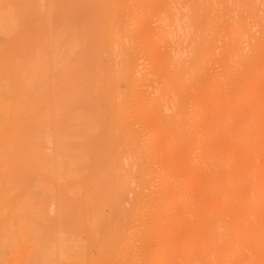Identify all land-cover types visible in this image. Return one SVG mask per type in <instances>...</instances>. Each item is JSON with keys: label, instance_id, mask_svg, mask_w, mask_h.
<instances>
[{"label": "rangeland", "instance_id": "obj_1", "mask_svg": "<svg viewBox=\"0 0 264 264\" xmlns=\"http://www.w3.org/2000/svg\"><path fill=\"white\" fill-rule=\"evenodd\" d=\"M74 1L76 0H41L37 4L34 0H28L29 5L27 6H39L41 7V9L39 8L37 10V13H40L46 10L47 12L45 13L46 15L44 14L40 15L42 18H38L39 15L37 16L35 14L38 19L29 20V17L28 19L23 17V16H26L24 15L25 14L24 13L22 17L23 19H25V22L27 21L29 22V24L27 23L29 26L28 25L27 27L24 26V29H22L19 24V27H20L19 29L22 30V33L19 34V36H17L18 33L21 32L18 30L17 31L18 33H15L17 34L16 35L17 38L14 39L13 38L14 35H13L8 40V43L12 47L8 46L9 44L7 43V39H8L7 35L4 41L5 35L0 34V44H1L0 54L2 58L1 60H3V62L5 63L8 62L11 65L13 64L16 65V66L14 65L16 68H18L16 72V77L18 79L16 80L20 82L19 86L20 85L23 86V87L20 86V89H21L20 93H23V91L26 90L25 92L26 94H28V96L25 97V99L27 100L26 101L27 103L25 104L23 103L25 99L22 96V94H20L21 96H19L20 99L23 98L24 101L22 103H23V106L25 107L22 106L23 107L21 108L22 112L20 111L22 114L17 117L20 120L16 119V122L21 123L23 125V129L25 126V129L27 130L29 126H31L33 129V126L36 124L35 123L36 120L38 124H39L38 120L39 121L41 120L40 124H41V127L43 128L41 129L40 127L35 126L36 128H40V129H38L39 130L38 133L34 131V133H37V135H39L40 138L42 137V139H40L36 134L34 135V133H30L27 131H25L24 133V135L27 133H30V135L33 134L32 136H30L33 138L37 136L38 141L41 140L42 145L41 144L40 145L42 147H40L39 145H37L38 147L36 148L29 146L28 145L30 142L28 141L29 138L27 139L23 138V140L20 139L21 142H19V145L21 146L28 145L30 147V149H27L28 152H25L26 154H22V155L26 157L27 153L30 154V152L32 151L31 155H33V153L35 152L34 158H36L37 162H35V159L31 158L30 155L29 157L31 158V160L34 159V162L37 164L32 163L33 161H31V164H27V162L26 163L24 162L23 164V161H25L26 158L20 156L22 158H25V160L21 161L22 163L21 162L19 163V165L22 164L23 167L18 165V169H17L18 171L20 170V172H19V175L16 174V177L19 180V185H17L18 192H16L17 189L15 190V192L17 193L16 202L18 203L26 202L27 194H28L27 192H31V190L34 189L36 184H41L45 187L46 198L54 197V200L48 202L47 204L48 219L45 220V226H41L40 224L39 228L41 232L45 234L46 239H48V241H45L46 246L52 247L55 250V253H56L55 263L65 264L66 257H68V255L70 254L77 253V250L80 249V246L82 244L85 245L87 242L92 243V246L90 247V254L92 256H96L98 254L97 248L99 244L97 240L90 239L87 231L85 230V227L88 224L85 212L88 211L87 206L89 202L92 201V199L95 200V196H96L95 203L94 201H92V203H94L92 205V203L90 202V205L94 207L95 209L96 206L98 207L96 201L97 199H99V197L103 198L105 195H107V197L108 195L113 196V193L111 192L112 190L113 191L115 190V192H119L117 194L122 193L124 199H121L118 202V205L116 207H114V205L106 203L104 206L102 205L103 207L100 206L99 212L101 216L107 218L111 214H116L118 210H121V212L124 211L125 213L129 211L130 212L134 211V215L132 213L133 218L131 216L130 217L131 220L127 218L126 221L122 223V227L120 229L121 234L119 235V243L121 244V246L122 245L124 246V249L126 252V256H125L126 264H155L156 257L153 256L154 252H152L151 250L150 251L146 250V248L148 249L149 247L148 245H150V247L151 245L156 246V242H158L156 238L157 236H153V239L151 238L152 236L151 232H154V235L155 234L157 235L156 233L157 230L155 229V227H153L154 226L153 220H154V217L156 216L154 214L160 211L158 210L160 209V206H161L159 202L161 201L160 203H162V200H163L161 199L158 202V204L160 205V206L157 205L159 207L158 208L156 206V202L158 201L157 197L159 199L160 197L157 196V194H158V191L160 190L159 187L161 186L163 187L164 185L163 183L165 181L166 182L169 181L173 183L175 182L179 187L181 186V190L179 192V190L174 189L173 191H178V193L176 192L177 195L175 193V194H169L168 196H170L171 198V195H172L173 198L174 197L176 198V196L180 195L178 197V199H180V197H182L181 196L182 194L180 193H183L184 195L183 202L181 201L182 199H180L182 203L181 202L178 203L179 205H183V206L181 207L177 204V206H179V209L177 206L174 208H176V211L182 210L181 211L182 213L180 212V215H181L180 217H181V221H183L182 219H184V221L183 223L181 222L182 229H180L183 232L178 231L179 234L177 233L176 235H174L175 238L173 237L174 240L172 239V244H174L175 247H178V246L182 247V246H186L185 244H187L188 245L187 250L185 249V252L183 251L181 252L186 253V254L182 253L184 257H186L185 255L188 254V251H189V254L192 255L193 253H195L193 252V248L197 247V246H193V242L201 241V240H203V242L208 241L207 239H209L213 233L212 229L214 228V224H212L211 219H212V216H215V214L213 213V210L209 209V207L216 208V206L218 205L217 190L219 187L216 185V182L219 181L222 177L221 175L223 174V172L220 170L222 169L223 171H225V167L226 165H228V164L222 165L224 164L222 163L220 165L221 169L216 171L215 167H213L212 165L214 162L213 158L211 157L212 154L208 152V149L211 147V149L214 151V154L219 152V154H215L218 157H216L214 154L213 156L219 159L221 158L220 160L223 159L221 156L223 157L226 155L228 156L230 153H234L233 150L236 151L234 153L235 157L238 156L237 158L234 157V159L236 160V161L234 160L235 164H238L236 168H238L239 166L241 167L242 165H244L245 167L250 166L249 164L246 165V163L251 164L259 158L255 154L249 155L247 153L243 155L241 154V152L239 153L238 149L235 150L233 148L235 146L233 145H231L232 148L231 147L228 148L227 147L228 145L226 146L227 148H225L222 142L223 140L221 141L219 138L212 139L211 141L208 140V135L211 132V130L209 129H212V125H209V123L212 124L218 121L219 114L221 113V110L223 108L220 107L219 109L216 106L214 107L213 104L211 103L210 98L207 97L206 92L204 91H206L207 89L209 91L211 90L209 89L210 87L212 88L213 85H215L216 87V85L218 84L217 86L221 89V92L223 94H226V96L228 94V97L231 96V98L233 99L239 98L242 95V93L245 92L243 86L236 85L238 83L237 79L239 76H241L242 74H247V76H249L250 74L248 73V71L246 72L242 70L241 63L243 62L241 58L242 57L246 58L251 53L252 46L254 45L256 46L262 37L261 35L262 30L260 28L264 22V0H248V1L246 0L245 1L243 0H197V4L199 3V5L195 4L196 2L195 3L191 2L193 0H163L164 3L161 0V2L159 3L160 4L163 3L165 4V6H162L163 4L162 5L158 4V7L160 5V7L162 6L163 8L162 9L159 7V9H162L161 11L153 10L154 8H151V9L149 8V12H147V18L149 20H147V18L145 19L146 11L142 13L143 12L142 8L141 9L138 8V10L135 11L132 9L133 6L136 7L134 3H131V6L133 4L132 7L128 5L130 6V8L126 4H124L126 5V9L124 10L125 16L123 19L124 23L121 26L116 25L115 28L112 29V31L114 30L116 32L117 42L115 45L110 46V50L107 53L103 52L101 48L102 45L100 46L99 44V40L102 39V35L108 32L105 28L101 27L102 22H99L101 18L99 17L98 19L97 18L98 16L94 17V15L92 14L90 16L89 12H87V10H89L90 8L87 9L86 7V12H85L84 5H82L84 6V10L83 8L81 9L80 5L79 6L74 5L75 11L73 10V12L74 14L77 13V16H78V13L80 12L79 16L77 17L78 19L81 18L80 20L78 19L75 20L74 17H76V15L70 18L71 16L70 12L72 11L71 4H73ZM96 1L98 4L102 3L99 0H96ZM96 1L94 0L95 4L97 5ZM128 1L132 2L131 0H128ZM128 1L126 3H128ZM143 1H146V3L148 4L147 2L148 0H143ZM150 1L152 2L154 0H150ZM88 2L90 6V4L92 3V0H88ZM77 3H81V2L77 1ZM93 3H92L91 8L95 6L93 5ZM19 4L20 2L16 0H4L3 2L0 3V6H17ZM87 4L88 3H86L85 5ZM112 4H114V2H112ZM154 4L156 3L154 2ZM154 4H151V6ZM67 6L71 7L70 8L71 11H69V9L67 10L68 8ZM144 6L145 5H142V4L139 5V7H144ZM192 6L196 7L197 11L195 8H194L195 10H192L193 9ZM76 7L77 8L79 7V9L82 10L83 14ZM66 10L67 12H69V15H70L69 18L67 17L68 15L66 16L67 14V12L65 13ZM76 10L77 11L79 10V12H77ZM62 11L65 17L68 18L67 21H66V18L63 16ZM192 11L196 12V14L199 15L198 18L202 21V28H201L202 31L200 33V36L204 40H201V41L204 42L206 39L207 40L209 39L211 41L212 39L214 43V45L210 46L209 49L207 48L208 51L205 50V54H203L205 57V60L204 58H202L203 59V60L201 59L202 62L200 60L199 61L197 60V58L200 57L198 54H200L201 57H202V54L198 53V51L195 50V48L199 46V42H201L200 39H198L200 37L198 38L194 36L191 37L193 28L191 26H188V24L191 25L190 20L192 19L189 20V18H191L193 14ZM58 12L59 13L61 12V15L65 18L64 20L59 19L60 21H58V19L56 20L54 19V17L56 18V16L59 15ZM84 12H85V16H83ZM71 14L73 13L71 12ZM144 14L145 16H143ZM61 15H59L60 17L59 16L58 17L61 18ZM92 16L94 18L91 20ZM88 17L91 20L90 22H87L88 20L85 21V19ZM142 17L143 19H141ZM23 19L21 20L23 21L22 23L20 21L22 27H23V23L25 25V22ZM140 19L143 22H140L141 21ZM144 19H145V22L146 20L148 21L146 22L147 24L144 22ZM176 20H179V22L178 21L176 22ZM176 25L177 27H175ZM179 25H180V28H179ZM88 29L89 30L91 29V30L88 31ZM104 29L106 30L105 33H103ZM144 30H147V31H144ZM149 31H153V32L149 33ZM100 33H101V36H98ZM106 35L104 38L107 39ZM238 35H240L242 39L241 51L238 50L239 53L235 52V54L237 53L238 55L237 54L235 55L234 52L231 51V53L234 54L232 55L230 54L229 47H228L230 45L228 43L232 42L235 36H238ZM11 38H13L14 40L12 41ZM97 38L98 40H96ZM150 38H153V39H150ZM191 38H195V40L192 39L193 40L192 41ZM154 40L155 42L158 40L160 41L154 43ZM1 42H3L4 45H2L3 43ZM225 43H227L228 45H226ZM95 44H97L98 46ZM143 48L146 51L144 50L141 51ZM133 49L134 50L138 49L142 53H139V55L136 56V60L134 62L135 66L133 64L131 66L132 68H128L129 66L124 64L125 59H126L125 58L126 55L124 54V52H127V51L132 52ZM151 49L154 51L156 50L157 51L152 52ZM145 52L147 53L150 52V53L147 54ZM157 52H160V53L156 54ZM8 55L11 57H8ZM197 55L199 57H197ZM226 55H228L227 56L228 58H226ZM152 56L153 57L158 56L157 58L160 57L161 59L163 56L165 60H167V63L164 59H162L164 61L161 63L162 60L160 58L155 59L156 57L153 58ZM195 56L197 57L196 61L199 62V64H197V68H199V66L202 65V67L199 68L198 70L196 69V66L194 67L193 65L192 67L193 70L196 69L198 73L195 74L196 70L195 72L191 70L190 73L192 72L191 74L192 76L195 75L194 76L195 78H192L191 75H190L191 77H189L190 73L183 72L181 75V77H183L182 80L180 81L176 80L177 82L173 80L174 82H171L172 79H169V77L171 78V74H170L171 71L170 72L168 71V69L170 70L171 68L170 66L172 64L175 65V62L176 63L182 62V63L187 64L189 61L191 62ZM255 58L259 62L260 68L262 69L261 72H263L262 74L264 75V58H261V59L258 57H255ZM158 60H159V64H158ZM153 62L154 63L156 62V63L154 64ZM163 63H166V64H163ZM200 63H203V64H200ZM162 64L164 66L167 65L166 66L167 68L169 67L167 69L168 72L167 71L165 72L166 67L164 66H163L164 69L162 70L163 72L158 70V68L161 66L157 67L156 65H162ZM202 68L204 69V71H201L203 70ZM128 69H132L131 71L133 73L130 70L128 71ZM112 70L114 71L113 74L110 73L112 72ZM171 70L173 69L171 68ZM107 71L109 72V74ZM200 71L201 73L204 72V74L203 73L200 74ZM168 73L170 74V76L167 75ZM124 74L127 75V78ZM129 74L131 75V77ZM111 75L112 76L114 75L113 76L115 77L114 80H117L118 79L117 77H120L121 75L122 76H121V79L119 78L120 81L117 80L118 83L115 81V85L117 89L115 88V85H111L112 89L110 91V86H109L110 79L109 78L111 77ZM165 75H167V77ZM197 76L200 78L197 79ZM123 77L126 78V81L125 79H123ZM130 78L131 79L134 78L133 79L134 82H132L133 81L132 80L131 81L132 83H130L129 82L131 80ZM122 79L123 81L127 82V84L121 81ZM167 79L169 82L167 81ZM193 79L194 80L197 79V80L194 81ZM187 80L188 81L191 80V82L190 81L189 82L192 84H195L197 86L199 85L198 87L195 86V88L197 87L198 89L197 88L196 89L198 91L202 89L201 90L202 92H200L201 94L197 93L198 91L196 92V89H195V92L197 94L191 93L190 91L193 90L192 87L194 88V86L191 87L192 84L190 83L188 85ZM200 81L203 82L204 84L207 83L208 81L209 82L205 84L206 85L205 86ZM170 82L174 84V85L172 84L173 88L171 87ZM178 82L180 85L183 83H186V85H183L185 86L186 89H189L188 88L189 86L191 87L190 91L189 90L187 91V97L190 94L193 96L195 95L196 97L195 98L191 96L190 98V100H192V102L190 101L191 103H194V102L198 103L200 101L198 103V105L200 106L199 107L196 106L197 104L193 105V107L195 106L194 107L195 109L192 110V107H191L192 104L189 102V100L187 101L185 100L187 102L185 105H188V103L191 105L190 107H187V110H189L188 111L189 115L186 112L187 110L183 111V113L185 112L188 115V117L190 116L189 120L185 118L186 115L185 117H183V119L184 118L187 119L186 123L183 124L184 125L183 129L185 128V126L192 124V123L188 124L191 118L192 120H194L193 117L194 118L197 117L196 119L200 121L196 120L195 122L197 121L200 122V126L197 127V125L199 124L198 122H197L198 124L196 125L193 123L194 125H191V126L195 127V131L194 133H191V131L189 130L190 135L191 137L193 134L194 136H198L197 133L200 132L201 133L200 136L205 138V140L209 141V142H206L204 139L199 138V137H197V139L194 137L193 140L194 139L196 140L192 141V139L189 136L190 139L189 138L188 139L192 141L190 143V142H186V140L188 139H185L184 136L182 135V137L185 140V142L183 141V144L187 145V143H189L188 146L191 147V149H189L191 152L188 151V147L187 148L185 147V149L187 150H184V147L183 148L181 147L180 149L184 150V151L181 150L184 156L183 155L179 156L178 157V159L180 158L179 160L176 159L175 155L177 154L174 153V152H177L175 148L178 149L180 147L179 145H176L177 146L176 147L175 144H179V143L178 142L176 143L175 140H173L171 136H168V135H171L172 132L166 130V128L161 129L162 127L160 128L161 131L160 129L158 130L159 132L157 131V129H153L155 128V123L153 122L156 121L157 117L153 116L154 112L151 110V108L148 107L151 111L150 112L148 111L146 113L147 114L146 118H144L145 114L144 116H140V115L137 116L139 107L141 109V106H139L140 104L139 100L141 101V97H143L142 98L143 100L149 99V97L151 98L153 97V99L159 97L161 100V98L164 96L163 98L166 100L165 101L162 100V103L164 101L165 107H166L165 103H167L168 105L167 107L170 108L172 105L171 103L172 102L175 103L178 100V96H179L177 92L178 86H176L178 85ZM225 82L227 83V85H225L226 84ZM134 83H136L135 84L136 86L134 85ZM165 84L166 86H168L166 87L167 89L164 86ZM219 84L221 86L224 85V87L225 86L226 87L222 89L223 86L221 87L219 86ZM202 85H204V88ZM132 86H134L135 88L134 87L132 88ZM175 86L177 87V90ZM124 87L128 91H126ZM127 87L129 89H127ZM199 87L201 88L199 89ZM205 88L206 90H204ZM107 89L110 91V93ZM130 89L132 92L130 91ZM161 89H163L164 91ZM27 90L32 92V94L30 95L29 91ZM124 90L126 91V93H124ZM160 90L162 92H160ZM222 90H225V91H222ZM174 91L176 92L178 96H176V94H173ZM25 92L23 94H25ZM134 92H136L135 93L136 95L134 94ZM165 92L166 93L169 92L168 94L169 96L167 95V97H165L166 95ZM160 93H161V97H160ZM170 93H171V96H173L174 98L170 96ZM198 94L200 96H197ZM204 94L205 96H203ZM29 96L31 97L28 98ZM133 96H136L137 98ZM175 96L177 97V99L175 98ZM108 97L112 98L113 101L111 103L109 101L110 98ZM251 98L254 101L253 102L254 104L251 106H255L256 111H257V117L254 118L252 122H250V120L247 121L248 118L245 117L247 116V113H245V115L241 114L251 107L249 104H247V102L244 105H240V106H243L244 109L238 108V106L235 107L233 109L234 113L232 114L231 117L228 118V120L230 122L235 121L234 122L235 125H238V124L246 125L245 127H243V130L245 131H248V132L254 131L257 133L259 132L258 133L259 136L255 133V136H258V137L254 139H257L256 141H258L259 139L260 142H263L264 141L263 140L264 139V80L263 82H261V84H259L258 86H255V90L252 91ZM133 99L134 100L136 99L135 101L136 103H138L137 105L135 104V101ZM28 100H31V101L29 102ZM144 101H141V102H144ZM115 102H118V103H115ZM120 102H122L123 105L120 104L119 107L122 108L121 107L122 105L125 108V110L123 108L124 110L123 112H119L120 114H122V116L118 114V111L116 109L117 105H119ZM175 104L178 105V102ZM112 105H113V108H112ZM125 105L127 107H125ZM177 105L174 107H171L173 110L171 108L170 109L166 108V110L162 112L163 114L159 112V115L160 114L162 115L161 118H164L162 119L164 120L163 122L166 121L165 118L170 117V116L172 117L173 116L172 114H175L174 111ZM30 106H32L31 108H33L31 112L30 110L28 111V107ZM34 106L36 107L35 109H34ZM45 106L48 108H46ZM108 106L110 108H108ZM184 108L186 107L184 106L183 109ZM229 108L230 106L227 105V109ZM40 109L44 111V112L41 111L42 114L44 115H42L39 112ZM25 111H28L27 115ZM36 111L39 112L36 115V117L40 115L41 118L37 117L34 121L32 117L33 119V122L31 121L32 124L27 123L30 121L28 119L31 118L30 117L31 114L35 113ZM118 115H120L121 116L120 118L122 119H120ZM49 116L51 119L49 118ZM132 116H134L135 119L137 120L133 119ZM151 118L152 119L154 118V120L153 121L149 120ZM24 119L25 121L28 120L26 124H24V121H23ZM119 119L122 121L124 120V121L121 123ZM159 120L161 119L159 118ZM128 121L129 123H125ZM150 123L151 124L153 123V124L151 125ZM22 125L19 124V126H22ZM122 125H123V130L120 128L122 127ZM125 125H128V126H125ZM37 126H40V125H37ZM127 127H129V130H131L130 132L129 130H127L128 129ZM115 128L116 129L119 128V129L115 130ZM189 129L192 130L191 127ZM41 130H42V134H41ZM260 130L262 132L261 134H260ZM28 131H30V128L28 129ZM127 131L128 133L132 132V134H130L131 136L130 135L127 136L128 134L126 135L125 132ZM150 131H152L153 133L155 132V133L153 134ZM189 131H187V133ZM166 132L167 133L170 132L171 134L170 133L167 134ZM125 137H127L128 139L127 141L129 143L126 142ZM183 138H181V141ZM200 139L202 141H200ZM124 140L126 144H122L124 143L123 142ZM132 142L134 143L133 145H132ZM25 143H28V144H25ZM35 145L36 144H34V146ZM180 145H182L181 142H180ZM168 146L170 147L169 149H168ZM31 148L33 149L35 148L36 151L39 150L40 153L39 151L36 153V151L32 150ZM25 149L23 148L21 150H25ZM29 150L31 151L29 152ZM205 151L209 153V157H211L212 159L209 158L208 160L207 159L208 156H206L205 158V154H206ZM23 152L24 151L20 152V155ZM36 154H39L40 157L37 158L38 156ZM185 154H187L186 156L188 159H190V161L187 160V158L185 157ZM254 156L258 158L255 160L253 158ZM170 158H173V160ZM203 158L206 159V162ZM210 159L212 162L210 161ZM38 160L40 163L38 162ZM48 160H51V163H48ZM194 160L195 162L197 161V164L199 166L198 165L195 166L196 163L194 162ZM248 160H252V161H248ZM187 161H189L190 163ZM208 161L212 163V164L209 163L210 165H212L211 167L212 170L210 169V165L207 164ZM167 162L168 164H166ZM186 162L190 165H188ZM28 163H30V161H28ZM42 163H45L46 166H44L43 164V167H46V168H41L40 164ZM73 164H79L81 165V167L79 166L74 171V168L72 169ZM50 165L53 166V171L47 170L48 166ZM208 168L211 171H213L212 173L214 174L212 175L213 182L216 185L215 186L213 185L214 183H212L214 187L212 188L211 191L209 190V188H211L212 186L208 188L206 187V185L207 186L209 185L205 184V182L208 181L207 180L208 177H205L207 175V171L209 170ZM226 170H227V167H226ZM218 177H220L219 180H218ZM263 177H264V174L261 175V178ZM210 179L212 180V177H210ZM208 182H210V180ZM117 183H119L123 187V188L121 187L123 191L125 189L124 191L125 193H123V191L120 190L121 188L119 189L120 186ZM173 183H171V185ZM113 184L115 185V187ZM175 187L177 186H173V188ZM205 187L208 188L209 191H207ZM160 192L161 191H159V193ZM28 195L30 196V193ZM158 195H161V194H158ZM137 196L139 197L137 198ZM154 198L156 201L154 200ZM185 198L187 199L186 201L184 200ZM153 200L155 201V205H153L154 204ZM135 201L137 203H134ZM120 202H122V204ZM132 203L136 204V206L138 205V207L134 208L135 205H132ZM186 203H188V206H189L188 210L190 211L187 210L188 206L186 207L187 205ZM152 205L155 208L154 210H152L153 209ZM113 208H115L116 210H114ZM130 208H133V210H131ZM174 208L173 207L167 208L168 212L172 213ZM8 209L9 208H7V211ZM33 210L35 211V209ZM169 210H172V211L170 212ZM111 211H114V212L112 213ZM153 211L154 212L156 211V212L153 213ZM191 216L192 218H190ZM6 217H8L7 214H6ZM1 219H4V218H1ZM194 219L196 220L193 221ZM195 222L196 223L199 222V224L201 225L202 232H203L202 234L201 231H199L200 236L198 239L194 238L196 234H192L190 231V230H193L194 228L193 226L195 225ZM194 229L198 231L196 227ZM2 232L6 234L5 229H3ZM194 243L195 244L197 243L196 245H198L199 243L202 244L201 242L199 243L194 242ZM189 244L193 246L191 248L192 251L189 250L190 249L189 247L191 246V245L189 246ZM154 246L151 247L152 250ZM200 246L199 248H201ZM201 251H199V254L202 253ZM222 251L223 249L220 247V245L216 244L215 246H213V249L206 248L205 250H203V252L206 253L207 255L203 257L202 261H198L199 259L197 260L196 259L197 257L194 259H196L198 262L194 259L190 260L191 257L188 259L187 258L185 259L188 261H193L192 264L195 261L196 263L194 264H225L224 260L221 258ZM193 255L192 257H194ZM198 256H201V255H198ZM240 257H244V256L241 255ZM185 259L180 260V264H183L182 262H184ZM119 264H121V262Z\"/></svg>", "mask_w": 264, "mask_h": 264}, {"label": "bare ground", "instance_id": "obj_2", "mask_svg": "<svg viewBox=\"0 0 264 264\" xmlns=\"http://www.w3.org/2000/svg\"><path fill=\"white\" fill-rule=\"evenodd\" d=\"M3 1L4 0H0V3L3 2ZM16 1H19L20 2V4L17 5V6H0V34L5 35V37L3 36L4 37V41H5L6 35H7V38H8L7 39V43H8V40H9L10 37H12L14 35L13 38L16 39L17 36H19V34L22 33V30L19 29L20 27L22 29H24V26L27 27V25L29 24L28 21L25 22V19H23V17H25L26 19H28V17H29V20H35V19H38V18H42L40 15H43V14L46 15L45 13H47L46 10H44L45 12L43 10H41L43 12L37 13V10L39 8L41 9V7H39V6H27V5H29L28 4V0H16ZM34 1L38 4L41 0H34ZM77 1L78 2H81L82 4L81 3H77ZM85 1H87V2H85ZM99 1L102 2L103 4L102 3L101 4L100 3L98 4L97 1H96V3H97V5H96L95 2H94V0H92V3L94 2L93 5H95V6H93V8H91L92 3L89 6V2H91V1L88 2V0H83V1L82 0H80V1L79 0H76V1L73 2V4H71L72 6L70 5L72 8L69 7V6H67L68 7L67 10L69 9V11H71L70 10V8H71L72 9L71 12L73 14H71V12H70V15H71L70 16L69 15V12H67V10L65 11V13L67 12L66 16L68 15L67 16L68 18H69V16H70V18H72V16L76 15V17H74L75 20H76V19H78L77 17L80 14L79 10L82 13V10L81 9L83 8V10H84V6H85V10H84L85 12H86V7H87V9L90 8L89 10H87V12H89V15L90 16L92 14V15H94V17H97L98 16L97 17L98 19L100 17L101 20L99 22H102L101 23V27L102 28H105L108 31L106 33L107 35L106 34H103L104 36L102 35V39L99 40V44H100V46L102 45L101 48H102L103 52H105V53L109 52L110 46L115 45L116 42H117L116 32L114 30L112 31V29H114L116 25H120L121 26L124 23L123 19H124V16H125L124 10L126 9V5L127 6L128 5L131 6V3H134L136 7H134L133 4H132L133 7L132 6L131 7L135 11L138 10V8L139 9L142 8L143 9V12L142 13H144L146 11L145 12L146 13V16H145V14L143 15V16H145V19L147 18V12H149V8L150 9L151 8H154L153 10H157V11L160 10L161 11L163 9L162 6H165V4H163L164 3L163 0H162V2H163L162 4L163 5L159 3V2H161V0H158V1L157 0H154L152 2L150 0H148L147 2H148V4L150 6L146 3V1H143V0H131L132 2H130V1L127 0L128 3H126L127 2L126 0L125 1L124 0H99ZM243 1H245V0H243ZM246 1H248V0H246ZM75 2H76V4H75ZM112 2H114V4H112ZM154 2L156 4H154ZM191 2H193V3L196 2L195 4H197V0H193ZM86 3H88V4L85 5ZM124 4H126V5H124ZM141 4L142 5H145V6L144 7H139V5H141ZM151 4H154L155 6L152 5L153 6L152 7ZM158 4L162 5L161 7L159 5V7L162 8V9H159ZM74 5L75 6L76 5L77 6L80 5V7H81V9H79V7L78 8L76 7L77 9H79L78 11L76 10L77 12H79L78 13V16H77V13L74 14V12H73V10L75 11ZM82 5H84V6H82ZM197 5H199V3ZM130 6H128V7L130 8ZM156 8H158V9H156ZM192 8H193L192 10H195L196 9V7H193V6H192ZM165 9H166V7H165ZM64 10H65V8H64ZM63 11H62V14H63ZM196 11H197V9H196ZM85 12H84V15L83 16H85ZM192 12H193V14L194 13L195 14L194 15L192 14L191 18H189V20L190 19H192V20H190L191 21V25L188 24V26H191L193 28L192 29V34H191L192 36L191 35L190 36L191 37L194 36V37H197V38L200 37V38H198V39H200V41L201 40H204L200 36V33L202 31L201 30V28H202V21L198 18L199 15H197L196 12H194V11H192ZM23 14L26 15V16H23L22 17ZM35 14L37 16L39 15L38 18H37V16ZM59 15H61V12L59 13ZM30 16H31V18H30ZM58 16H56V18L54 17V19L55 20L58 19V21H60L59 19H63L64 20L66 18L64 14H63V16L65 18L62 15H61V18H59L60 16L59 17ZM94 17L92 16L91 20ZM139 17H140V15H139ZM21 18L25 22V25L23 23V27L21 25V23L23 22V21H21L22 20ZM68 18H66V21L68 20ZM88 18H86L85 21L88 20L87 22H90L91 20H90V18L89 19ZM80 19H78V20H80ZM141 19H143V17ZM145 19H144V22H145ZM177 19H179V18H177ZM71 20H73V19H71ZM147 20H149V19L147 18ZM147 20H146V22H148ZM20 21H21V23H20ZM177 21L179 22V20H176V22ZM140 22H143V21L141 20ZM19 24H20V27H19ZM175 27H177V25ZM179 28H180V25H179ZM105 29L103 30V33L106 32ZM260 29L262 30L261 31L262 37H261L260 41L257 43L256 46L255 45L252 46L251 53L246 58H244V57L241 58V60L243 62V63H241L242 64V70L243 71H246V72L248 71V73H250V74H249V76H247V74H242L241 76H239L238 79H237V82L238 83L236 85L243 86L245 92H243L242 95L239 98L233 99V98H231V96L228 97V94H227V96H226V94H223L221 92V89L217 86L218 84L216 85V87H215V85H213L212 88L210 87L209 89H211V90H209V91H208V89L206 90V88L204 89L206 91L203 90L204 92H206L207 97L210 98L211 103L213 104L214 107L216 106L219 109H220V107L223 108L221 110V113L219 114L218 121L215 122V123H212V124L209 123V125H212V129H209V130H211V132L208 130L210 132V134L208 135V140L211 141L212 139L219 138L221 141L223 140L222 142H223L225 148H227V147L229 148V147H231V145H233V146H235L233 148L235 150L238 149L239 153L241 152V154H243V155L244 154H247V153L249 155L255 154L259 158L256 157V156H254L253 158L255 160L257 158L258 159L255 162L251 163V164L250 163H246V165L249 164L250 166L245 167L244 165H242L243 167L242 166L241 167L239 166L240 168L239 167L236 168L238 166V164H235V161L236 160L234 159V157H235L234 153L236 151L233 150L234 153H230L228 156L227 155L224 156V157L221 156L223 159L220 160L221 158L220 159L219 158H216L218 156L215 155V154H219V152H217V153L214 154V151L210 147L208 149V152L210 154H212V156L211 155L210 156L213 158V161L215 162V163L213 162V164L211 163L212 162L211 161L212 158L209 157V153H207L205 151V153L207 154L206 155L204 153L205 154V158H206V156H208V158H207L208 160H209V158H211L210 159L211 162L208 161L207 164H209V163L212 164L213 167H215V170L216 171L221 169L220 168V165L222 163H224L222 165H226V164H228V165H226L227 170H226V167L225 166H224L225 167V171H223L222 169L220 170V171L223 172V174L221 172L222 175L221 174L220 175L222 177H221V179H220V177H218V180L219 179L220 180L216 182V185L219 187L218 190H217V201H218V205L216 206V208H214V207H211L210 208L209 207V209L210 210H213V213L215 214V216H212V219H211L212 224H214V228L212 229V232L213 233L210 236V238L207 239L208 241H204L206 244L203 242V240H201V241H194V242H198V243L201 242L202 244L199 243L201 246L199 244L196 245L197 243L195 244L193 242V246H197L198 247V248L197 247L196 248H193V252H195V253H193L194 255L192 253L191 254L194 257H192V255L189 254V251H188V254L185 255L186 257H184L183 254H186V253H183V252H185V249L187 250V246H188L187 244H185L186 246H182V247L181 246H178L179 248L178 247H175V245L172 244V239L174 240V238H175L174 235H176L177 233L179 234L178 231L183 232L182 230H180V229H182L181 228L182 227L181 222L183 223V221H184V219H182L183 221H181V217H180L181 216L180 215V212L182 210H180V211L177 210L176 211V208H174V207H176L177 204L180 203L181 201L183 202V196L184 195H183V193H180V194H182L181 195L182 197H180V199H182L181 201H180V199H178V197L180 195L179 196H176L177 199L175 197L173 198L172 195H171V198H170V196H168V195L169 194H175L176 192L178 193V191H173L174 189L175 190H179V192H180L181 186L179 187L175 182L173 183V182H169V181H167V182L165 181L163 183L164 184L163 187L160 185L161 186V187H159L160 190L159 189L158 190L161 191V192L159 193V191H158V194H161V195H158L157 194V196H159L160 199L157 197V200L158 201L156 202V206L157 205L160 206L159 204H161V206H160V209H158L160 211H158V212H156L157 210L155 211L156 214H154V215H156V216L154 217V220H153L154 221V223H153L154 226L153 227H155V229L157 230V232H156L157 235L156 234L154 235V232H151V235H152L151 238L153 239V236H157L156 238H157L158 242H156V246L153 245L154 246L153 250L151 248V247H153L152 245H151V247H150V245H148L150 248L149 247H148V249L146 248V250H149V251L151 250L152 252H154L153 253V256L156 257L155 264H180V260L185 259V258L188 259L190 257H191L190 260H193L194 258L197 257L196 259L197 260L199 259L198 261H202L203 260V257H205V255H207L206 253H204L205 251L203 252V250H205L206 248H209V249L212 248L213 249V246H215L216 244H219L220 247L223 249L222 254H221V258L224 260L225 264H264V177L261 178V175L264 174V145H262V144H264L263 143L264 141L263 142H260V140L258 139V141L260 142L259 143L258 141H256L257 139H254V138H256V137L259 136V134H258L259 132L257 133V132H254V131H252V132L245 131V130H243V127H245L246 125H244V124H240L239 125L238 122H237L238 125H235L234 124L235 121L234 122H230L228 120V118L231 117L232 114L234 113L233 109L235 107L238 106V108L244 109V107L243 106H240V105H244L246 102L250 106L254 104L253 103L254 101L251 98L252 97V91L255 90V86H258L264 80V75L262 74L263 72H261L262 69L260 68L259 62L255 58V57H258L260 59L261 58H264V22L261 25V28ZM18 30L21 31V32L18 33L17 32ZM90 30L88 29V31H90ZM144 31H147V30H144ZM186 31H187V29H186ZM150 32H153V31H149V33ZM15 33H18V35L15 34ZM101 33L98 36H101ZM105 35H106L107 39L104 38ZM13 38H11L12 41L14 40ZM150 39H153V38H150ZM192 39L195 40V38H191V40ZM96 40H98V38ZM159 41L160 40H158L156 42H159ZM208 41H210V40L209 39L208 40L206 39L204 42L203 41H201V42L198 41L199 42V46L198 47L196 46L197 48L194 47L195 50L198 51V53H201L202 54V57H201L200 54H198L201 58L197 55V57H199V58H197L195 56L194 59H193L194 61L193 60L191 62L189 61L187 64L182 63V62H177V63L175 62V65L172 64L170 66L173 70H171V68L169 70L168 69L169 67L168 68L166 67L167 65H165V66L163 65V64H166L167 63V60H165V58L162 56V59H164L166 61V63H163L162 65H156L157 67L158 66H161V67L158 68V70L161 71V72H163L162 70L164 69V67H166L165 72L167 71V69H168L169 72L171 71V73H170L171 74V78L169 77V79H172L171 82H174V81L177 82L176 80H178V81L182 80L183 77H181V75H182L183 72L190 73L191 70L193 72H195L196 69L198 70L199 68L202 67V65L201 66L198 65L199 68H197V64H199L198 61L199 60L201 61L202 58H204V60H205V57L203 55V54H205V50L208 51L207 48L209 49L210 46H213L214 45L212 39H211L210 42H208ZM227 41H229V40H227ZM3 42H1V43H3ZM156 42L154 40V43H156ZM241 42H242L241 36L238 35V36H235V38H234V40H232V42H230L231 44L228 43L230 45V46H228L229 47L230 54H232L231 51L234 52V54H235V52H238L239 53L238 50L241 51V47H242ZM225 44L228 45L227 43H225ZM2 45H4V43ZM95 45H97V44H95ZM157 45H159V44H157ZM8 46L10 47L11 45L9 44ZM97 46H96V48H97ZM13 49H14V47H13ZM133 50H132V52L131 51L130 52L129 51L124 52V54L126 55V57H125L126 59H125V63L124 64L125 65H128L129 66V67L127 66L128 68H132L131 66L133 64L135 66V63L134 62L136 60V56L139 55V53H142L138 49H136L134 51ZM143 50H144V48L141 51H143ZM144 51H146V50H144ZM153 51L154 50H152V52ZM156 51H154V52H156ZM203 51H204V53H203ZM145 53H147V52H145ZM149 53L150 52H148L147 54H149ZM159 53L160 52H157L156 54H159ZM206 54H207V52H206ZM234 54H232V55H234ZM12 56H14V55H12ZM227 56L228 55H226V58H228ZM8 57H11V56L8 55ZM154 57H156L155 59H159L160 58V57L157 58L158 56H154ZM12 58H14V57H12ZM196 58H197L198 61H196ZM1 59L2 58H1V54H0V264H56L55 263L56 262V253H55V250L52 247H49V246L47 247L46 246L45 241H48V239H46L45 234H43L41 232L40 228H39L40 224H41V226H45V220L48 219V212H47V208L48 207H47V204H48V202L53 201L54 200V197H51V198H48L47 197L46 198V189H45V187L43 185H41V184H36V186L34 187L33 190H31V192H27L28 194L30 193V196L27 194V201L26 202H24V203H18V202H16V200H17L16 199L17 198V193L16 192H18L17 185H19V180L16 177V174L19 175V172H20V170L19 171L17 170L19 163L21 161L25 160V158H26V160L23 161V164H24V162L25 163L27 162V164H31V161H33L32 163L37 162L36 158H34V153L35 152L33 153V155H31L32 154L31 153L32 151L29 150V152L30 151L31 152H30V154L27 153L26 157L23 156L22 154H26L25 152H28L27 149H30L29 146H32V147H35L36 148V147H38L37 145H39L40 147H42L41 146L42 145L41 140L38 141V138H37V136L39 137V135H37V133L39 132L38 129H40V128L43 129L41 127V124H40V121L41 120L40 121L38 120V122H39V124H38L37 123V120L35 121V119L37 117H40L41 118L40 115L37 116V117H36V115L39 112L42 114L41 111H43V110L40 109L39 112L36 111L35 113H32L31 116H30L31 118L28 119V120H30L29 122H27L28 120L27 121H25V119L23 120L24 121V124H26V122L29 123V124H32L33 119H34L35 123L37 125H40V126H37L34 123L35 125L33 126V129H32L31 126L28 127V129L30 128V131H28V129L26 130L25 129V126H24V129H23V125L21 123L16 122V119L20 120L17 117L22 114L21 113L22 112L21 111V108L25 107V106H23V103L24 104L27 103L26 102L27 100L25 99V97H27L28 94H26V92H25L26 90H24V91L22 90L23 93L25 92V94L20 93V90H21L20 89V86H22V85L19 86L20 82L18 80H16V79H18L16 77V72L18 70V68L15 67L16 65L15 64L11 65L8 62L5 63ZM167 59H169V58H167ZM164 60H162L161 63ZM109 63H110V61H109ZM158 64H159V60H158ZM200 64H203V63H200ZM193 65H194V67L196 66V69H194V70L192 68ZM134 66H133V68H134ZM104 69H106V68H104ZM254 69H256V70H254ZM129 70L131 71L132 69H128V71ZM197 70H196V73L195 74L198 73ZM201 71H204V69L201 70ZM201 71H200V74H202V73L204 74V72L201 73ZM113 72L114 71L112 70V72H110V73L113 74ZM125 73H126V71H125ZM132 73H130V74H132ZM191 73L189 74V77L192 76ZM108 74H109V72H108ZM170 74L168 73L167 75L170 76ZM200 74H199V76H200ZM167 75H165V76L167 77ZM113 76L111 75V77L109 78L110 79L109 80L110 91L112 89L111 85H115V81L117 82V80H119V78L121 79V76L122 75L120 77H117L118 78L117 80H114L115 77H113ZM125 76L127 78V75H125ZM161 76H162V74H161ZM194 76H192V78H195ZM130 77H131V75H130ZM126 78L123 77V79H125V81H126ZM198 78H200V77L197 76V79ZM123 79L121 81H123ZM133 79L134 78H132L129 82L130 83L134 82ZM197 79H195V80L193 79V80L196 81ZM125 81H123V82H125ZM167 81H168V79H167ZM189 81L191 82V80H189ZM189 81L187 83L188 85L190 83ZM201 83H203V82H201ZM207 83H205V84H207ZM225 83H223V84H225ZM125 84H127V82H125ZM135 84L136 83H134V85ZM172 84L173 83L170 84L171 87H172ZM190 84H192V83H190ZM131 85H133V84H131ZM179 85L180 84L178 82V85H176V86H178V90H177V87L175 86L179 96L176 94L175 91L173 92V94H176V96H178V100H177L178 105L175 104L177 102L174 103V102L171 101L172 102L171 103L172 104L171 107H174V106L177 105V107L175 108V111H174L175 114H172L173 115L172 117L170 116V117L165 118V120H166L165 122H163L164 120H162L164 118H161L162 115L161 114L159 115V112L162 113V112H164V110H166V108H169V107H167L168 106L167 103H165L166 104V107L164 105V101L166 100V99L163 98L164 96L162 97L163 99L161 98V100H160L159 97L158 98H154V99H153V97L152 98L149 97V99H146V100L144 99L145 101L142 99L143 97H141V101H144V102H141L138 99L139 102H140L139 106H141V109L139 107V111L138 112L135 111V112L138 113L137 116H139V115L140 116H144V114H145V117L144 118H146V116H147L146 113L148 111L150 112L152 110L154 112V115L153 116H156L157 117V118L154 117V118H156V121L153 122V123H155V128H153V129H157V131H158L162 127L161 129L166 128V130L172 132V134L169 132L171 135H168V136H171L173 138V140H175L176 143L177 142L179 143V144H175V146L176 145H179L180 146V147L178 146L179 147L178 148L179 150L177 148H175L176 151L178 152V153L177 152H174V153L177 154V155H175L176 156V159H178L179 156H182V155L184 156V154L182 153V151L187 150V149H185V147L186 148L188 147V151H190L189 149H191V147L188 146L189 143H187V145L186 144H183V141L185 142L184 138L185 139H188L189 136H190V138L192 139V141L196 140L197 137L202 138V139L205 140V138H203V137L200 136V134H201L200 132L197 133L198 136H194V134H193L192 137H191V135H190V131H191V133H194V131H195V127L194 126H191V125H194V124L196 125V124L199 123L197 125V127L200 126V122H198L200 120L196 119L197 117L196 118L193 117L194 120H192V118H191L190 119V122L189 123L187 122L188 124H190V123H192V124L191 125H188V126H185L186 129L185 128L184 129L186 131L183 129V126H184L183 124H185L186 121H187V119L189 120V118H190V116L188 117V115H189L188 111L189 110H187V107H190V105L192 104L191 107H192V110H194L195 109L194 108L195 106L193 107V105H196L197 104L196 106H198V107L200 106V105H198V103L200 101L198 103H195L194 102L195 104L194 103H191L192 100H190V98H191V96L192 97H195V95L193 96V95L190 94L187 97V91L188 90L190 91V88L192 86H194V88L192 87L193 90H191L190 92L191 93H194V94H197V93L201 94L200 92H202L201 91L202 89L200 91H198L197 90L198 89L197 87L199 85L197 86L195 84H192L191 87L189 86L188 87L189 89H186L185 86H183V85H186V83L181 84L182 86L181 85L179 86ZM204 85H202L203 88H204ZM225 85H227V83ZM164 86H165V88L168 87V86H166V84ZM195 86H197L196 87L197 89L195 88ZM219 86H221V85L219 84ZM222 86H221L222 89L226 87V86L224 87V85H222ZM128 87H127V89H129ZM133 87L134 86H132V88ZM201 87H199V89ZM115 88L117 89L116 85H115ZM195 89H196V92L198 91L197 93L195 92ZM125 90H126V88H125ZM125 90H124V93H126V91H128V90H126V91ZM161 90H163V89H161ZM161 90H160V92H162ZM27 91H29V90H27ZM110 91H109V93H110ZM130 91H131V89H130ZM222 91H225V90H222ZM135 93L136 92H134V94ZM20 94H22V96L24 97L25 101L23 100V98L20 99V97H19V96H21ZM29 94L31 95L32 92L29 91ZM168 94H169V92L166 93L165 97H167ZM199 94L197 96H200ZM24 95H26V96H24ZM137 96H138V94H137ZM170 96H171V93H170ZM176 96H175V98L177 99ZM203 96H205V94ZM30 97L31 96H29L28 98H30ZM133 97H136V96H133ZM160 97H161V93H160ZM171 97H173V96H171ZM105 98H107V97H105ZM108 98H110V100L109 99L108 100L111 103L113 101L112 98L111 97H108ZM198 98H200V97H198ZM138 100H137V102H138ZM162 100H164L163 103H162ZM185 100L186 101L189 100V102L191 101L190 102L191 104L188 103L189 106L188 105H185L187 103ZM28 101L30 102L31 100H28ZM184 101H185V103H184ZM122 102H123V100H122ZM122 102H120L119 105H117V108L116 109L118 111V114H120L119 112H123L125 110L124 106H122L123 105ZM126 102H128V101H126ZM115 103H118V102H115ZM120 104H122L121 105L122 108L119 107ZM135 104L137 105L138 103H136V101H135ZM126 105H127V103H126ZM126 105H125V107H127ZM227 105L230 106L229 109H227ZM26 106H27V104H26ZM109 106H108V108H110ZM184 106L186 108L183 109ZM31 107L32 106L28 107V111L30 110V112L33 110V108H31ZM114 107H115V105H114ZM148 107H150L151 110ZM29 108H31V109H29ZM35 108L36 107L34 106V109ZM46 108H48V107H46ZM112 108H113V105H112ZM123 108H124V110H123ZM135 108H136V106H135ZM48 110H50V109H48ZM130 110H131V108H130ZM161 110H163V111H161ZM28 111H25L26 112V115H27ZM109 111H110V109H109ZM183 111H186L188 113V115L185 112L183 113ZM245 113H247V116H245V117L248 118L247 121L250 120V122H252L254 120V118L257 117V111H256V107L255 106H251L249 109H247L246 111H244L241 114L242 115L243 114L245 115ZM42 115H44V114H42ZM120 115L122 116V114H120ZM120 115H118L119 118L121 117ZM150 115H151V113H150ZM185 115H186V117H185ZM27 117H29V116H27ZM32 117H33V119H32ZM163 117H164V115H163ZM183 117H185L187 119H185V118L183 119ZM49 118H50V116H49ZM124 118H126V117H124ZM132 118L135 119L134 116H132ZM147 118H149V117H147ZM154 118L153 119L151 118L149 120L153 121ZM159 118L162 120V122L164 124L161 122V120H159ZM120 119H122V118H120ZM120 119H119V121H121V123H122L124 120L122 121ZM135 120H137V119H135ZM191 120L194 121V122H192ZM196 120H198L197 121L198 123L195 122ZM117 122H118V120H117ZM125 123H129V121L128 122H125ZM15 124H16V126H15ZM19 124L22 125V126H19ZM118 124H119V122H118ZM145 125H146V123H145ZM35 126L36 127H40V128H36ZM125 126H128V125H125ZM19 127H20V129H19ZM34 127H35V129H34ZM142 127H144V126H142ZM187 127H189V128L191 127L192 130L189 129V128H187ZM120 128L123 130V125ZM127 128H128L127 130H129V127H127ZM118 129L115 128V130H118ZM161 129H160V131H161ZM23 130H24V132H23ZM25 131L30 132V133H34V131H35L37 133H34V135L36 134L37 136H35L34 138L33 137H30V136L33 135V134L30 135V133H27V134L24 135ZM130 131L131 130H129V132ZM187 131H189V132L187 133ZM17 132L20 133V134H18ZM150 132H152V131H150ZM125 133H126V135L128 134L127 136H129L130 134H132V132L131 133H128V131L125 132ZM169 133H167V134H169ZM183 133H185V134H183ZM255 133L258 136H255ZM261 133L262 132L260 130V134ZM41 134H42V130H41ZM121 134H123V133H121ZM186 134L188 135V137H187ZM182 135L184 136V138L182 137ZM194 137L196 139L193 140ZM23 138L24 139L29 138L28 141H30V142L33 141L34 139L35 140L33 142H31V144H30V142H29V144L28 143H25V144H28L29 146L28 145H25V144H24L25 146H21V145H19V142H21L20 139L23 140ZM30 138H32L33 140L30 139ZM43 138H44V136H43ZM181 138H183L182 141H181ZM40 139H42V137ZM125 139H126V142H128L127 141L128 140L127 137H125ZM166 140H168V139H166ZM188 140H186V142H190V143L192 142L191 140H189V141ZM208 140H205V141L206 142H209ZM200 141H202V140L200 139ZM123 142L124 143H122V144H126L125 140ZM180 142L182 143L183 146L180 145ZM257 142L259 143V145L260 144L261 145L259 146ZM256 143H257V145H256ZM34 144H36V145L34 146ZM133 144L134 143L132 142V145ZM169 146H168V149L171 147V146L170 147ZM22 147L24 149L25 148L26 149L25 150H21V149H23ZM181 147L182 148L184 147V150L183 149H180ZM35 148L34 149L31 148V149L36 151ZM206 150H207V148H206ZM22 151H24V152L21 153V155H20V152H22ZM38 151H36V153ZM39 153H40V151H39ZM213 154L216 157L213 156ZM29 155L31 156V158H34L35 159V162H34V159L31 160V158L29 157ZM36 155L38 156V157L36 156L37 158L40 157L39 154H36ZM186 155L187 154H185V157L187 158ZM243 155H242V157H243ZM20 156L25 157V158H22ZM237 157H235V158H237ZM19 158H20V160H19ZM41 158H42V156H41ZM173 158H174V156H173ZM173 158H170V159L173 160ZM187 160L190 161V159H188V158H187ZM204 160L206 162V159H204ZM28 161H30V163H28ZM184 161H185V159H184ZM189 161H187V162H189ZM248 161H252V160H248ZM38 162H39V160H38ZM52 162H54V161H52ZM192 162H193V160H192ZM194 162H195V160H194ZM48 163H51V160H48ZM195 163H196L195 166H197L198 165L197 164V161ZM230 163H231V165H230ZM35 164H37V163H35ZM43 164H44V166H46L45 163H42V164H40L41 168H46V167H43ZM166 164H168V162ZM234 164H235V166H234ZM188 165H190V164H188ZM192 165H194V164H192ZM212 165H210V169L211 170H212V168H211ZM19 166L23 167L22 164L19 165ZM79 166L81 167V165H79V164H73L72 169L74 168V171H75V169H77ZM210 169L208 170L209 172L206 169L207 175L205 176V177H208V179L207 178L206 179L208 181L210 180V182L206 181L207 183L205 182V184H208L209 185V186L206 185V187H208V188L212 186L211 188H209V190L211 191L212 188L214 187L213 185H215V183L213 182V176H212V175H214V174H212L213 171H211ZM47 170H49V171L52 170L53 171V166H51V165L48 166V169ZM210 177H212V180L210 179ZM171 183H173L172 184L173 186H177L180 189L177 188V187L173 188V186L171 185ZM212 183H214V184L212 185ZM117 184L120 186L119 187V189H120L122 186L119 183H117ZM114 187H115V185H114ZM206 187H205V189L207 191H209L208 188H206ZM122 188L120 190L123 191ZM15 190H16V192H15ZM124 191H125V189H124ZM124 191H123V193H125ZM183 191H184V189H183ZM111 192L113 193V196H111V195L109 196L108 195V197H107V195H105L106 197L105 196L103 198L99 197V199H97V201H96L98 207L95 204L96 207L94 209V207H92L90 205V202L92 203V201H94V203H95V200H96V196H95V200L92 199V201L89 202L88 206H90V207L87 206V210L88 211L85 212L86 213L85 214L86 215V219H87V222H88L87 226L85 227V230L87 231L88 236H89L90 239L97 240V242L99 244V246L97 248L98 249V254L96 256H92L90 254V247L92 246V243L87 242L85 245L82 244L80 246V249L77 250V253H73V254L68 255V257H66L65 264H119L120 262H121V264H123V263L126 264V261H125L126 252H125L124 246L123 245L121 246V244L119 243V235L121 234L120 229L122 227V223L125 222L127 218H129L131 220L130 217L132 216V218H133L134 211H132V212L129 211V212L125 213L124 211L121 212V210H118V212L116 214H111L109 217L106 216L107 218L101 216V214L99 212L100 206H102V205L104 206L106 203H108V204L114 205V207H116L118 205V202L121 199H124L123 198V194L121 193V191H120L121 194H117L119 192H115V190L114 191L112 190ZM170 192H172V193H170ZM177 193H176V195H177ZM138 197L139 196H137V198ZM186 198L184 199L185 201L187 200ZM161 199L164 200V201L162 200V203H160L161 202L160 201ZM140 200H142V199H140ZM154 200H155V198H154ZM154 200H153V202H154L153 205H155V201H156V200L155 201ZM158 202H159V204H158ZM94 203H92V205ZM120 203L122 204V202H120ZM134 203H137V202L135 201ZM134 203H132V205H135L134 208L138 207V205L136 206V204H134ZM186 204H187L186 205V207H187L188 206V203H186ZM153 205H152V207H153ZM179 206L182 207L183 205H179ZM179 206H177L178 209H179ZM172 207L174 208L175 211L174 210L173 211L172 210H169L170 212L172 211V213H169L167 208H172ZM7 208H9L8 211H7ZM188 208H189V206L187 207V210H188ZM33 209H35V211ZM113 209L116 210L115 208H113ZM130 209L133 210V208H130ZM154 209L155 208L153 207L152 210H154ZM188 211H190V210H188ZM111 212L113 213L114 211H111ZM155 212L153 211V213H155ZM166 212H168V213H166ZM130 213H131V215H130ZM132 213H133V215H132ZM6 214L8 215V217H6ZM183 216H185V215H183ZM1 218H4V219H1ZM190 218H192V216ZM195 220L196 219H194L193 221H195ZM192 224H194V223H192ZM193 227L194 228L196 227L198 229V231L195 230L194 228H193V230H190V231H191L192 234H196L194 236V238H197L198 239L199 236H200V232L199 231H201V233L203 234L202 229H201V225L199 224V222H197V223L195 222V225ZM3 229L6 230V234L2 232ZM173 243H174V241H173ZM190 245L191 244H189V246ZM193 246L191 245L189 247L190 248L189 249L190 251H192L191 248ZM199 246L201 248H199ZM198 250L199 251L202 250L201 251L202 253L200 252L201 254H199V251ZM181 251H183V252H181ZM236 252H238V253H236ZM245 252L248 253V254H246ZM203 253H204V255H203ZM195 254H197V255H195ZM188 255H190V256H188ZM198 255H201L202 257L201 256H198ZM238 255H240V256L243 255L244 257H240ZM180 258H182V259H180ZM196 259H194V260H196ZM196 261L194 263H196ZM192 262L193 261H188V260L185 259V261L182 262V263L183 264H192Z\"/></svg>", "mask_w": 264, "mask_h": 264}]
</instances>
